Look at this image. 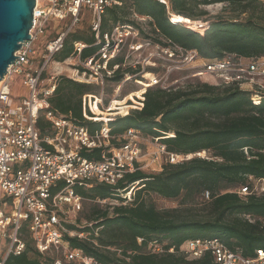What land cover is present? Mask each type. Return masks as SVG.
<instances>
[{
    "label": "trees",
    "instance_id": "16d2710c",
    "mask_svg": "<svg viewBox=\"0 0 264 264\" xmlns=\"http://www.w3.org/2000/svg\"><path fill=\"white\" fill-rule=\"evenodd\" d=\"M165 2L166 5L158 0H121V6L106 9L100 33L114 27L139 30L137 24L128 19V3L130 12L150 20L151 31L156 37L144 38L153 42L195 51L204 60L228 55L264 57V4L261 0ZM214 3H226L223 12L228 11L229 15L224 16L222 12L210 21H203V25L199 23L196 26L202 28L201 33L178 19H172L178 16L197 23L206 13H195L194 9ZM66 27L64 24L60 30ZM75 30L76 27L69 31L63 48L54 55L56 62L70 58L76 43L86 46L82 58L91 55L89 50H96L90 25V34ZM112 62L110 67L120 60ZM137 72L120 67L106 83L118 85L125 75L133 76ZM97 90L95 85L80 84L61 76L48 99L50 110L89 132L106 126L114 137L112 147H119L123 140L117 142V138L127 130L135 129L159 138L171 154L189 156L207 152L210 157H194L175 165L165 163L159 173L136 170L125 174L114 187L104 184H92L89 188L75 186V194L83 200H117L120 204L103 210L95 205L97 208L85 216L87 225L83 227H79V223L65 224L68 231L86 234L84 239L65 235L64 240L71 249L79 250L102 264H218L209 253L190 260L179 252V247L190 240L219 239L247 258L253 257L256 250L264 249V195L241 197L235 192L249 184V177L264 179V93L199 81L177 89L152 87L144 94L140 110L107 120H87L83 117L82 98L95 95ZM256 96L257 104L253 100ZM127 100L128 97L114 99L110 108L125 114L129 109ZM86 115L94 118L87 108ZM36 128L42 136L51 133L49 123L42 115L36 122ZM81 154L87 159L97 160L99 151L82 150ZM129 191L133 194L131 201L124 198ZM205 193L208 194L209 211L203 219L182 217L177 209L158 210L150 200L152 195L164 200H177L204 197ZM18 234L25 244L24 251L18 256L9 254L4 264L54 262L55 258H45L34 248L27 221L21 223ZM153 241L163 245L165 251L150 253L148 244ZM170 248L175 249L174 253L168 252Z\"/></svg>",
    "mask_w": 264,
    "mask_h": 264
},
{
    "label": "built area",
    "instance_id": "2783aa9c",
    "mask_svg": "<svg viewBox=\"0 0 264 264\" xmlns=\"http://www.w3.org/2000/svg\"><path fill=\"white\" fill-rule=\"evenodd\" d=\"M158 1L166 5L165 0ZM114 6H121V0H35L30 38L14 53L18 58L8 66L0 80V237L7 243L6 254L0 264H4L9 254L18 256L24 251L25 244L18 234L23 221L29 223L30 238L40 255L61 252V258H55L52 264H102L79 250L71 249L64 240L65 235L85 238L83 234L68 231L65 227L69 222L66 212H79L83 202L75 194L74 187L89 188L92 184L114 187L125 174L146 168L147 165L143 167L144 158L149 159V166H160L162 162L175 165L190 159V155L167 152L159 138L152 137L147 143L154 150L147 153L139 144L141 133L135 129H129L117 138L123 140L119 147H112L114 137L106 126L89 132L85 127L50 110L48 99L61 76L101 88L116 70L125 65L133 70L141 68L142 72L146 66L166 63L164 76L148 74L146 83L137 82L143 88L139 107L135 108L140 110L147 89L159 87L169 90V74L188 68L194 60L200 59L195 51H184L169 43L162 45L147 38L140 39L136 29L114 27L101 34L102 16L106 9ZM83 8L90 16L96 50L82 58L86 46L76 43L70 58L64 62L53 61L54 55L63 48L69 31L77 26ZM50 23H55L56 27L64 23L67 27L58 30L40 45ZM39 46L42 53L35 67ZM70 59L73 63L67 65ZM116 59L120 62L110 67ZM200 60L204 63L194 72V78L209 77L219 82L215 86H237L242 90L264 93V57L228 55L221 59ZM50 65L54 67L53 71L45 78L44 72ZM60 65L69 67L70 74L65 75ZM15 76L21 77L22 85L27 90V96L20 101H14L10 94L11 81ZM134 76H126L123 81ZM45 80L52 84L39 89ZM253 100L255 104L258 103L257 96ZM100 101L94 95L83 96L85 119L94 120L87 117L86 108L94 115L92 107H98ZM109 110L110 107L107 112ZM41 115L49 123V135L42 136L36 128ZM82 150H98L99 156L97 160L87 159L82 156ZM248 182V185L235 191L239 196L264 195V179L249 177ZM131 194L130 191L124 198L131 201ZM204 197L208 199V194L205 193ZM138 241L141 242V239ZM148 250L153 254L165 251L163 245L155 241L148 244ZM174 251V248L168 250L169 253ZM179 252L190 260L209 253L218 264H264V249L256 250L253 257L247 258L240 251L228 248L219 239L186 241L179 247Z\"/></svg>",
    "mask_w": 264,
    "mask_h": 264
},
{
    "label": "rangeland",
    "instance_id": "374dc122",
    "mask_svg": "<svg viewBox=\"0 0 264 264\" xmlns=\"http://www.w3.org/2000/svg\"><path fill=\"white\" fill-rule=\"evenodd\" d=\"M262 2V1H261ZM264 4V2H262ZM226 3H214L209 6H198L197 9H194L195 13H199V11H204L206 13V16H203L200 18V21L192 22L189 21L188 19H182L181 17H175L173 16L172 19L173 21H176L175 19H178L181 23L189 25L190 28H195L197 32L201 33L203 30L202 28H199L198 25L199 23L203 25V21L207 20L210 21L215 17L216 15H219L223 12L224 7L226 6ZM126 11L128 13V19L131 21H134L137 26L139 27V30L136 28V30L139 33V38L143 39L145 37H149L150 39H154L156 36L152 33L151 27L149 25L150 20L147 17H139L135 15L134 13L130 12V8L128 3L126 4ZM224 16H228V11L223 12ZM187 20V21H186ZM64 23H61L58 27H56L55 23H50V25L47 27V31L45 34V37H43L40 40V45L44 44L48 37H52L55 34V31L60 30L62 28ZM89 25H90V16L89 13L86 9L83 10L81 16L79 17V22L76 26L77 32L83 33V34H90L89 33ZM41 46H39L38 51L36 53V60H34V64L36 67V62L40 60V55L42 53ZM95 50H89L88 54H92ZM53 61L54 58H53ZM68 63H73V60L70 59ZM204 62L201 61L200 59L194 60L192 63L189 64L188 68L181 69V70H174L172 73L169 74L168 76V85L170 89L174 88H182L185 87L187 84L194 83L196 81H199L201 83H208L210 85H217V82H214L211 80L209 77L205 78H194L192 76L195 71L199 69V67L202 66ZM166 63H157L155 66H146L145 70L141 72V68H138L135 71H138L137 75L134 74L135 76L133 78H130V80H127L126 82L123 80L118 84H114L111 82L105 83L103 87L99 88L96 91V94L94 96H97L98 99H100V104L98 105L97 109L95 110L94 106L92 107L93 112L100 114L102 113L103 115L101 116H96L93 115L91 112V115H93L94 119H100V120H107L110 118L118 117V116H123L124 113L121 110H112L110 108V112H107L108 108L110 107V104L114 99L116 100H121L124 97H128L127 104L129 106V109H127L125 112L128 111V113L132 110H135L136 107H139V98L141 95V92L143 91L142 86L138 84L137 82H143L146 83L147 79L149 78L148 74H153L157 77H161L165 75L166 72ZM53 66H49L47 70L44 72V77L47 78V76L52 73L53 71ZM61 70L65 71V75H69V67L66 65H60L59 67ZM130 67H125L123 69H128ZM133 70L132 68H130ZM140 72V73H139ZM127 76V77H126ZM124 77L129 78L131 77L130 75H125ZM209 79V80H207ZM52 83L48 81H44L39 85V89H43L44 87H48ZM136 93H139L136 95ZM10 94L14 101H20L23 97L27 96V90L23 87L22 85V79L19 76H15L13 80L11 81V86H10ZM136 101V104L135 102ZM131 104V105H130ZM135 104V105H134ZM117 111V112H115ZM107 114H110L106 116ZM141 133V132H140ZM140 146L147 152L151 153L154 149L152 146H150L147 142L150 140V136L144 135L143 133L140 134ZM117 142H119V139H117ZM190 159L194 157H199V158H205L209 159L210 154L207 152H201L197 153L195 155H190ZM143 162V167L145 165L146 168H143L142 170L146 173H159L160 170L162 169V166L165 164L162 162L159 166V164L155 167V165L149 166V159L144 158ZM142 165V163L140 164ZM151 167V168H150ZM130 192V191H129ZM127 192V193H129ZM126 195V194H125ZM133 194H131L132 197ZM151 202L154 204V206L158 210H171V209H177L178 213L180 216L185 217V218H194V219H203L208 216V211H209V204L208 200L205 197L199 196L196 198H189V199H177V200H164L161 199L155 195H152L150 198ZM120 202L117 200H104V201H98V202H91L89 200H83L82 206L79 212L77 213H72L71 211L66 212V216L68 218V223L73 224V223H79V227H83L87 225L85 216H87L93 209H96L95 205H98V209H105L106 207H111L114 205H119ZM76 221V222H75ZM10 231L7 232V234ZM86 237V234H84ZM6 244V245H5ZM0 245L1 246V251H0V260L3 259V257L6 254V247L7 243L5 242L2 237H0ZM45 258H61V252H56L53 251L52 253H49L47 255H44ZM78 264V263H76Z\"/></svg>",
    "mask_w": 264,
    "mask_h": 264
},
{
    "label": "water",
    "instance_id": "95a60500",
    "mask_svg": "<svg viewBox=\"0 0 264 264\" xmlns=\"http://www.w3.org/2000/svg\"><path fill=\"white\" fill-rule=\"evenodd\" d=\"M34 5L35 0H0V80L30 38Z\"/></svg>",
    "mask_w": 264,
    "mask_h": 264
},
{
    "label": "bare ground",
    "instance_id": "6f19581e",
    "mask_svg": "<svg viewBox=\"0 0 264 264\" xmlns=\"http://www.w3.org/2000/svg\"><path fill=\"white\" fill-rule=\"evenodd\" d=\"M191 29H195V28H191ZM197 31V30H196ZM94 108L96 109L97 107L96 106H94Z\"/></svg>",
    "mask_w": 264,
    "mask_h": 264
},
{
    "label": "crops",
    "instance_id": "0c3cea01",
    "mask_svg": "<svg viewBox=\"0 0 264 264\" xmlns=\"http://www.w3.org/2000/svg\"><path fill=\"white\" fill-rule=\"evenodd\" d=\"M207 80H209V79H207ZM156 166H157V165H156ZM156 166H155V167H156Z\"/></svg>",
    "mask_w": 264,
    "mask_h": 264
}]
</instances>
